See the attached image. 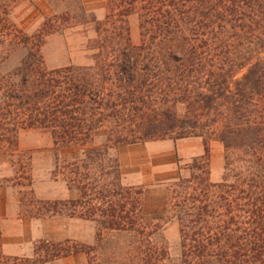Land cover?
I'll return each instance as SVG.
<instances>
[{
	"label": "trees",
	"instance_id": "16d2710c",
	"mask_svg": "<svg viewBox=\"0 0 264 264\" xmlns=\"http://www.w3.org/2000/svg\"><path fill=\"white\" fill-rule=\"evenodd\" d=\"M18 1L0 0V43L7 52L27 48L19 65L0 72V157L13 169L0 184L17 187L20 213L94 220L98 241L125 232L124 264H264V0H105L101 19L73 0L76 7L46 16L32 34L9 18ZM132 13L139 43L130 36ZM90 23L91 62L46 67L45 36ZM27 128L50 134L52 177L76 197H36L30 154L18 147ZM189 136L202 137L204 153L167 187L163 218L177 222L180 238V253L170 257L161 224L144 221L142 187L124 182L116 147ZM212 140L224 149L219 181L210 179ZM77 251L89 252L41 239L31 256L0 249V264Z\"/></svg>",
	"mask_w": 264,
	"mask_h": 264
},
{
	"label": "rangeland",
	"instance_id": "374dc122",
	"mask_svg": "<svg viewBox=\"0 0 264 264\" xmlns=\"http://www.w3.org/2000/svg\"><path fill=\"white\" fill-rule=\"evenodd\" d=\"M67 1H57L55 5L50 0H19L10 9L9 18L26 33L32 34L46 20V16L52 15L65 7H76L75 1ZM80 1L84 8L90 11L96 19L103 17L105 0ZM128 24L132 42L139 43L141 36L139 17L136 13L128 16ZM92 26L93 23H90L89 28L83 30L80 25H66L47 34L40 47L46 67L89 64L92 51L87 47V43L88 39L94 36ZM26 53L27 48L24 46H19L7 52L5 46L0 43V72L13 70L20 64ZM216 141L212 140L210 143ZM18 147L30 154L32 189L36 197L52 200L77 196V190L68 188L63 180L52 177L51 170L54 167L55 155L52 149V139L48 132L38 128L21 129L18 133ZM219 147L218 159L221 161L222 179L225 174V159L221 143ZM68 155V152H61L60 158ZM193 158L184 159L180 163L177 175L178 173L189 174L187 166L193 164ZM180 167L183 168L180 169ZM12 174L13 169L9 161L5 157H0V178ZM171 181L166 183V192ZM17 195L16 186L10 183L0 184V243H2L3 232L14 234V236L18 235L14 239H8L11 236L7 238L8 241H20V248L23 253L14 256H31L34 252V245L41 239L50 242L67 239L71 245L78 247L84 245L89 252L77 251L38 264H124L121 259V252L129 241L127 233L107 231L98 241L96 239L98 225L94 220L65 214L42 217L23 216L20 213ZM165 200L166 193L161 214H145L143 212V217L148 225L161 224L159 232L166 240L168 254L170 257H176L180 253L179 228L175 220H164ZM21 220L26 224L20 223ZM62 257L63 259H61ZM159 264H167V262Z\"/></svg>",
	"mask_w": 264,
	"mask_h": 264
},
{
	"label": "crops",
	"instance_id": "0c3cea01",
	"mask_svg": "<svg viewBox=\"0 0 264 264\" xmlns=\"http://www.w3.org/2000/svg\"><path fill=\"white\" fill-rule=\"evenodd\" d=\"M219 144L217 141L210 143L209 166L212 181H219L222 177L221 161L218 159ZM203 153L204 140L200 136L175 140L158 138L120 143L116 147L124 182L128 185L142 187V212L156 215L163 211L166 183L176 177L180 163L184 159L197 157ZM20 223L24 224L25 222L21 220ZM8 236L11 237L8 238ZM17 236L6 232L2 233V252L13 255L23 253L20 241H8V239H14Z\"/></svg>",
	"mask_w": 264,
	"mask_h": 264
}]
</instances>
